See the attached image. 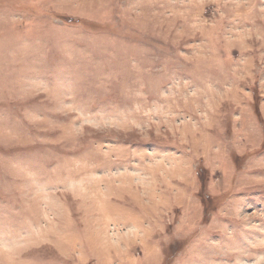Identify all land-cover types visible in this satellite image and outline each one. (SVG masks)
I'll return each mask as SVG.
<instances>
[{
    "label": "rangeland",
    "instance_id": "374dc122",
    "mask_svg": "<svg viewBox=\"0 0 264 264\" xmlns=\"http://www.w3.org/2000/svg\"><path fill=\"white\" fill-rule=\"evenodd\" d=\"M0 264H264V0H0Z\"/></svg>",
    "mask_w": 264,
    "mask_h": 264
}]
</instances>
